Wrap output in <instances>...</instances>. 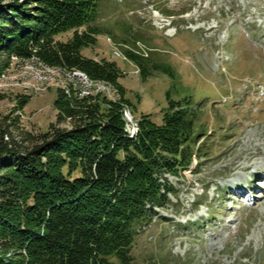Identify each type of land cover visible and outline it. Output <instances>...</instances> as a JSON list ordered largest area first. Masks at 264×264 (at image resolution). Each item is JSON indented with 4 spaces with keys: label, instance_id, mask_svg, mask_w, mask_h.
Returning a JSON list of instances; mask_svg holds the SVG:
<instances>
[{
    "label": "rangeland",
    "instance_id": "374dc122",
    "mask_svg": "<svg viewBox=\"0 0 264 264\" xmlns=\"http://www.w3.org/2000/svg\"><path fill=\"white\" fill-rule=\"evenodd\" d=\"M97 23L102 33L83 53L114 60L122 88L97 79L107 87L77 94L105 105L121 94L127 131L144 115L160 123L168 97L190 96L206 132L192 167L164 173L171 203L139 227L133 264H264V179L249 178L264 172V0H101ZM127 49L171 64L176 77L143 76ZM32 55L12 54L0 72V131L23 151L52 126H72L55 99L60 90L73 94V72L82 71ZM236 180L252 198L235 195Z\"/></svg>",
    "mask_w": 264,
    "mask_h": 264
},
{
    "label": "trees",
    "instance_id": "16d2710c",
    "mask_svg": "<svg viewBox=\"0 0 264 264\" xmlns=\"http://www.w3.org/2000/svg\"><path fill=\"white\" fill-rule=\"evenodd\" d=\"M100 2L0 0V72L12 54H35L50 67L122 88L114 60L83 53L102 33ZM126 51L143 76L176 77L171 64ZM73 90L55 99L70 128L54 125L24 151L0 131V264H133L139 227L171 203L164 173L192 167L204 152L206 132L190 96L168 97L162 121L144 115L130 135L121 94L105 105Z\"/></svg>",
    "mask_w": 264,
    "mask_h": 264
},
{
    "label": "bare ground",
    "instance_id": "6f19581e",
    "mask_svg": "<svg viewBox=\"0 0 264 264\" xmlns=\"http://www.w3.org/2000/svg\"><path fill=\"white\" fill-rule=\"evenodd\" d=\"M34 57V56H33ZM30 59V58H29ZM39 61V60H38ZM39 62H41V61H39ZM42 63V62H41ZM43 65H45V66H48V65H46V64H44V63H42ZM48 67H50V66H48ZM52 68H54V67H52ZM73 76H76L77 78L78 77H81V79H83V80H81V79H77V83H78V85H77V88H78V93L80 94V95H86V94H89V93H92L93 91H99V92H101L100 91V89H105L106 87H107V84H105V83H102L101 81H99V80H97V79H91V78H89L87 75H86V73L85 72H82V71H79V70H77V71H75V73L73 72ZM90 85H93V86H91L90 87ZM109 88V87H108ZM108 88H107V90H108ZM96 93V92H95ZM98 93V92H97ZM129 114L127 115V117H128V119H130L129 118ZM137 129H138V126H133L132 128H129V130L128 131H130L129 132V134L130 135H134V134H136V132H137ZM250 150L249 149H246V152L248 153ZM262 151H264V148H262V149H260V151L259 152H262ZM248 167V165L247 166H245L244 168H247ZM259 173H261L260 171H259ZM262 173H264V172H262ZM261 175V174H260ZM262 177V176H261Z\"/></svg>",
    "mask_w": 264,
    "mask_h": 264
},
{
    "label": "built area",
    "instance_id": "2783aa9c",
    "mask_svg": "<svg viewBox=\"0 0 264 264\" xmlns=\"http://www.w3.org/2000/svg\"><path fill=\"white\" fill-rule=\"evenodd\" d=\"M113 53H114V55H116V56H119V55H120V52H118V50H114ZM77 79H81V77H78ZM81 80H83V79H81ZM91 86H93V85H90V87H91Z\"/></svg>",
    "mask_w": 264,
    "mask_h": 264
}]
</instances>
